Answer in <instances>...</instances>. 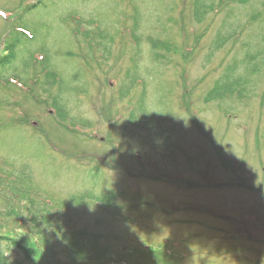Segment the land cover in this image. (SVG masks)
I'll return each mask as SVG.
<instances>
[{
	"label": "rangeland",
	"instance_id": "1",
	"mask_svg": "<svg viewBox=\"0 0 264 264\" xmlns=\"http://www.w3.org/2000/svg\"><path fill=\"white\" fill-rule=\"evenodd\" d=\"M36 1L0 0V51L33 37L0 71V235L35 264H264V0Z\"/></svg>",
	"mask_w": 264,
	"mask_h": 264
},
{
	"label": "trees",
	"instance_id": "2",
	"mask_svg": "<svg viewBox=\"0 0 264 264\" xmlns=\"http://www.w3.org/2000/svg\"><path fill=\"white\" fill-rule=\"evenodd\" d=\"M49 1H53V0H37L35 4L30 5L28 7H26L23 10V13L26 15L34 10L37 9H44L46 3H48ZM264 4V3H263ZM202 7V6H200ZM200 11H198V9L196 10V14L198 15ZM21 14V15H24ZM20 15V17H21ZM19 17V16H18ZM19 17V18H20ZM22 18V17H21ZM18 19V21L16 22V24L11 27V30H8V34H6V37L4 38V42H3V47L2 50L0 51V71H6L8 70L10 67H12L14 65V63L17 61V59L20 57V53L24 52V50H22V48L27 47V43H29L33 37L30 35V32H28L26 29H24L21 26L22 20ZM264 30V29H263ZM260 39V43L261 41L264 43V31L260 34V36L258 37ZM257 38V39H258ZM27 53L29 54V51H27ZM27 54V55H28ZM35 55V53H32ZM31 54V56H32ZM37 54V53H36ZM258 55H260V52L256 53ZM19 56V57H18ZM71 56V54H70ZM43 64V65H42ZM41 66L42 69L45 70L46 73H48L45 77L46 79V83L48 81L47 84H52V79L53 77L56 78L59 82V74H56L55 72H53L52 70H50V66H49V57L47 59H45V57L43 56V60L41 61ZM48 70V71H47ZM137 78V76H136ZM143 84L144 87V82L143 80L140 78V80ZM133 84V82H132ZM135 84V82H134ZM232 85L231 84H222L220 86H216L214 89V92H210V99H215V100H219L222 99L223 96H225L226 94H231L233 92L232 90ZM129 89H127L126 91H128ZM56 106V109H58L57 104H54ZM140 107V111L143 112L144 110L142 109L141 106ZM62 117H65L63 115H61ZM90 198V196H88ZM40 201H43L44 199L39 197ZM108 203H110V199L106 200ZM24 230V229H23ZM26 232V231H25ZM87 235L83 234V233H75L72 234L71 236L68 237V240H66V242H69V248L67 249V254L69 255H73V256H77L79 254H83V256H81L84 259H80L84 262H89V261H94L97 262V258L95 257V254H98L94 243L92 242L94 240V236L90 237V241L89 239L87 240ZM89 243L92 245L90 246ZM0 246H2L5 251L7 253H16L19 258L16 259H10L8 256H5L3 254H0V264H35L31 259H30V250L26 248V246L24 244H22L21 242H19L17 239L12 238L11 236L8 235H0ZM81 252L79 254L76 255V253L80 250ZM108 264H124V263H115V262H106ZM131 264V263H129Z\"/></svg>",
	"mask_w": 264,
	"mask_h": 264
}]
</instances>
